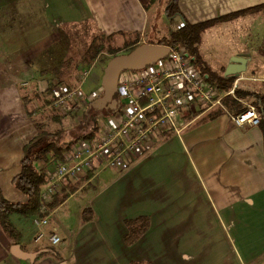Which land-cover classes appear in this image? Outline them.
<instances>
[{
	"label": "crops",
	"instance_id": "obj_1",
	"mask_svg": "<svg viewBox=\"0 0 264 264\" xmlns=\"http://www.w3.org/2000/svg\"><path fill=\"white\" fill-rule=\"evenodd\" d=\"M262 4L264 0H179L182 17L173 23L181 29L185 22L201 24ZM150 9L143 0H0V181L14 185L24 147L35 134L17 88L29 54L39 60L41 43L61 28L78 25L105 36L134 35L142 39L137 40L141 45ZM232 25L237 47L229 58H250L247 72L236 80L257 81L264 95V67L255 79L245 76L249 72L255 76L256 53L264 51V16L247 14L217 28L222 32ZM200 50L202 54V45ZM230 63L222 66V73L212 71L225 76ZM31 69L37 76L46 74L38 61ZM206 108L182 113L180 132H165L124 169L98 168L83 183L67 180L63 189L68 197L47 216L43 240L36 241L37 218L12 215L11 222L21 233L16 245L28 253L53 248L67 264H264L263 133L259 127H237L224 105ZM56 165L42 167L48 172ZM82 194L85 202L71 206ZM86 209L93 219L83 222ZM60 211L73 219L72 225L58 219ZM141 217L149 219V228L129 245L127 222ZM53 234L61 238L59 250L49 243ZM13 246L0 226V264H32L16 258ZM36 261L62 263L53 256Z\"/></svg>",
	"mask_w": 264,
	"mask_h": 264
},
{
	"label": "built area",
	"instance_id": "obj_2",
	"mask_svg": "<svg viewBox=\"0 0 264 264\" xmlns=\"http://www.w3.org/2000/svg\"><path fill=\"white\" fill-rule=\"evenodd\" d=\"M239 81H235L229 92H223L194 67L185 49L172 48L168 59L156 66L122 73L118 85L121 108L109 119L110 128L95 144L81 141L72 145L64 161L47 172L48 181L41 191L42 213L48 212V205L62 193L67 180L91 173L96 166L124 169L127 160H135L150 150L165 132H180L178 124L182 113L201 105L209 110L222 108L226 97L236 96ZM58 91L62 94L56 104L59 107L69 108V103L79 97V91L72 92L64 85ZM73 107L76 109V105ZM231 119L239 128L260 125L254 106H248ZM35 225L39 227L36 241H41L46 236L43 230L49 225V219L37 218ZM48 240L51 246L61 243L57 234Z\"/></svg>",
	"mask_w": 264,
	"mask_h": 264
},
{
	"label": "rangeland",
	"instance_id": "obj_3",
	"mask_svg": "<svg viewBox=\"0 0 264 264\" xmlns=\"http://www.w3.org/2000/svg\"><path fill=\"white\" fill-rule=\"evenodd\" d=\"M143 1L145 4H150L151 18L147 31L144 32V36H146L143 38L142 44L160 43L164 39L169 38L171 33L179 30L165 15V10L169 4V0H154V2H150L151 0ZM230 22L225 21L218 23L203 35L201 42L202 54L204 53L203 56L207 61L206 62L204 60L205 65L211 71L215 68L218 72L222 73L224 71L222 66L234 58H229L231 52L237 47L236 43H234L233 35L230 29L232 27L234 30L236 29V26L232 25L225 27L222 32L217 28L221 24H227ZM101 36L102 35L100 33L96 32L88 25L64 27L59 30L58 34L55 35L54 38L51 37L47 42L41 43L39 60L33 59L31 54H29L25 60V66L22 68L24 71L22 79L18 78L17 88L20 90V93L24 98V102L26 103L29 127L32 128V130L34 129V136L37 133V126H40V124L49 127L51 130L56 129V118L60 116H62L61 118L64 117V128L74 130L78 126L81 127L80 122H84V113L88 111L90 104L96 99L102 97L104 94L102 78L108 63L115 57L112 53L118 52L117 55L127 54L133 45L142 40H140V37L131 35L113 36L108 41L103 40V37ZM137 40L140 41L138 42ZM93 41L102 42L105 46V50L99 53L95 59L88 61L86 59V51L89 50ZM216 44L218 45L216 46ZM202 54L200 50V55L203 59ZM262 54L264 55V51L256 53V56H258L259 59H255L257 63L255 64V76H252V72H249V74L245 76L254 79L255 77L260 76L258 71H260L261 67H264V57H260ZM37 61L39 62L40 71L46 74L37 76V74L32 73L31 67ZM56 71L60 75L59 79L54 77ZM33 72L36 73L34 70ZM65 73L68 74V76H66L68 77V80H66V77L64 80H60L64 77ZM245 82L252 85L258 83L253 80ZM59 83L70 86L71 88H67L72 92L79 91V97L69 103V108L59 107L56 105L59 97L62 95L59 91L51 94L48 90L50 87L59 85ZM242 103L247 107L252 106L251 101L249 100H243ZM73 105H76V109H74ZM93 117L98 119V126L101 128L98 133L99 135L95 139L98 141L110 128L111 124L109 119L113 117V115L110 112L104 111L102 113L94 112ZM132 161L133 159L127 160L126 165ZM38 164L42 167L43 162ZM98 168L103 169L102 166H96L93 171H91V173L94 172L93 176L95 175V170H98ZM102 177L103 175H99L96 180V184L99 186L103 183ZM77 179L80 183L86 182L87 174ZM0 185L4 191L5 198L9 201L14 202L19 201L21 198H25L24 194L19 192L12 182L1 180ZM84 202L85 194H82L73 199L71 206H78ZM58 219L62 220V223L65 225L73 224V219H66L64 211H60ZM60 246L61 243L55 248L59 250Z\"/></svg>",
	"mask_w": 264,
	"mask_h": 264
},
{
	"label": "trees",
	"instance_id": "obj_4",
	"mask_svg": "<svg viewBox=\"0 0 264 264\" xmlns=\"http://www.w3.org/2000/svg\"><path fill=\"white\" fill-rule=\"evenodd\" d=\"M150 2H154V0H151ZM254 13H261L264 16V4L201 24L193 25L185 22L181 29L171 33L169 38L157 43V45L169 46L175 50L185 49L194 67L206 78L207 81L217 86L223 92H229L233 88L237 77L217 75L205 65L204 60L200 55L202 38L209 29L218 23L235 20L241 16ZM165 15L171 22L176 18L182 17V13L179 9V0H169ZM101 37H103V40L109 41L113 36L102 35ZM99 42L93 41L89 50L86 51V59L88 61L95 59L99 53L105 50L104 44ZM136 47L137 43L129 49V52ZM112 54L113 56H117L118 52H113ZM66 76H68V74L65 73L64 77L60 80H64ZM54 77L59 79L60 75L57 71ZM66 80H68V77H66ZM62 85L66 88H71L63 83H59V85L50 87L48 90L51 94L53 92L57 93L58 88ZM235 95V97L228 96L223 101L227 113L231 116L239 115L247 109V106L241 101H251V105L254 106L259 113V128L264 137V95L261 90H259L256 85L241 82L235 91ZM94 112L96 111L88 109V111L84 113V122H80L81 127L78 126L74 130L64 128V117L61 118L62 116L56 118V129L51 130L49 127L40 124V126H37L36 135L25 145L21 161V170L13 180L16 189L24 194L25 201H8L4 197L2 188L0 187V226L10 240H12L13 245L19 243L21 233L11 222L12 215H19L28 218H45L50 214L52 208L67 199L68 195L65 193L66 189H63L62 195L56 196L53 203L48 205V212L46 214L42 213L41 191L47 184L48 177L47 168L40 167L38 163L43 162L49 167V165L63 162L65 153L69 152L70 148L75 143L87 141L95 144L97 142L95 139L99 135L98 133L101 128L98 126V119L93 117ZM222 112L223 111L220 110L219 112H216L215 115H219ZM82 219L83 222L91 221L93 219V214L86 209L82 214ZM127 227L129 233L126 241L127 244L133 245L137 243L142 235L148 230L149 219L141 217L137 220L128 221ZM45 256H53L57 261L64 262L63 258L57 254L53 248H49V252L42 254L37 260ZM134 264L151 263L141 262Z\"/></svg>",
	"mask_w": 264,
	"mask_h": 264
},
{
	"label": "water",
	"instance_id": "obj_5",
	"mask_svg": "<svg viewBox=\"0 0 264 264\" xmlns=\"http://www.w3.org/2000/svg\"><path fill=\"white\" fill-rule=\"evenodd\" d=\"M171 48L169 46L157 44H141L127 54L117 55L108 63L104 76L102 78V87L104 94L102 97L93 101L89 110L96 112L111 111L112 115L119 112L121 108L118 99V85L122 73L128 71H142L144 69L154 67L159 62L168 59ZM249 57H234L226 69L225 76L240 77L247 72ZM49 250H41L36 253H28L21 249L19 245H15L11 249V253L20 260L30 261L32 264L44 253ZM61 264H67L62 262Z\"/></svg>",
	"mask_w": 264,
	"mask_h": 264
},
{
	"label": "flooded vegetation",
	"instance_id": "obj_6",
	"mask_svg": "<svg viewBox=\"0 0 264 264\" xmlns=\"http://www.w3.org/2000/svg\"><path fill=\"white\" fill-rule=\"evenodd\" d=\"M106 112H111V111H109V110H106ZM102 113V112H101Z\"/></svg>",
	"mask_w": 264,
	"mask_h": 264
}]
</instances>
